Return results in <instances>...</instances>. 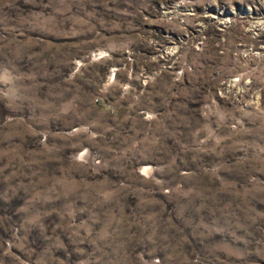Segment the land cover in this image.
Instances as JSON below:
<instances>
[{"label": "rangeland", "instance_id": "374dc122", "mask_svg": "<svg viewBox=\"0 0 264 264\" xmlns=\"http://www.w3.org/2000/svg\"><path fill=\"white\" fill-rule=\"evenodd\" d=\"M0 264H264V0H0Z\"/></svg>", "mask_w": 264, "mask_h": 264}]
</instances>
